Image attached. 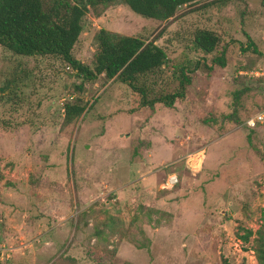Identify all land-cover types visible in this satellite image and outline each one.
<instances>
[{
	"label": "rangeland",
	"instance_id": "374dc122",
	"mask_svg": "<svg viewBox=\"0 0 264 264\" xmlns=\"http://www.w3.org/2000/svg\"><path fill=\"white\" fill-rule=\"evenodd\" d=\"M81 27L80 62L104 28L165 51L157 92L181 66L190 82L171 107H139L117 80L0 45V264H257L254 235L237 237L263 222L264 127L243 123L264 102L260 0H197L165 20L101 4ZM200 28L220 35L209 55L190 47ZM68 102L84 106L69 121Z\"/></svg>",
	"mask_w": 264,
	"mask_h": 264
},
{
	"label": "trees",
	"instance_id": "16d2710c",
	"mask_svg": "<svg viewBox=\"0 0 264 264\" xmlns=\"http://www.w3.org/2000/svg\"><path fill=\"white\" fill-rule=\"evenodd\" d=\"M195 1L197 0H0V45L16 55L58 57L69 64L83 80H94L102 74L107 79L117 80L136 96L139 107H152L155 103L171 107L173 101L183 97L184 87L190 82V78L186 69L181 66L174 72L177 79L175 89L168 92L154 90L151 81L160 75L167 56L152 39L144 40L100 28L94 36L91 66L80 62L72 51L82 33V17L89 8L120 2L140 17L165 20L178 6ZM260 5L264 8V0H260ZM220 42L218 33L200 28L193 31L190 47L209 55ZM210 60L217 66H223L224 47ZM237 94L235 91L234 98ZM83 111L84 106L77 102H68L64 107L67 121ZM262 213L263 222L254 232L248 229L237 237L246 242L248 237L254 235L250 250L257 264H264V208ZM223 264L229 263L223 261Z\"/></svg>",
	"mask_w": 264,
	"mask_h": 264
},
{
	"label": "built area",
	"instance_id": "2783aa9c",
	"mask_svg": "<svg viewBox=\"0 0 264 264\" xmlns=\"http://www.w3.org/2000/svg\"><path fill=\"white\" fill-rule=\"evenodd\" d=\"M243 123L248 129H254L260 126H264V104L260 109L246 116ZM165 179L166 180L163 187H170L173 183L176 182L175 176L172 173L167 174Z\"/></svg>",
	"mask_w": 264,
	"mask_h": 264
},
{
	"label": "crops",
	"instance_id": "0c3cea01",
	"mask_svg": "<svg viewBox=\"0 0 264 264\" xmlns=\"http://www.w3.org/2000/svg\"><path fill=\"white\" fill-rule=\"evenodd\" d=\"M261 127H264V126H260V127H257V128H261Z\"/></svg>",
	"mask_w": 264,
	"mask_h": 264
}]
</instances>
